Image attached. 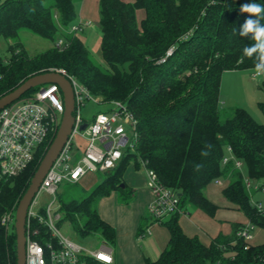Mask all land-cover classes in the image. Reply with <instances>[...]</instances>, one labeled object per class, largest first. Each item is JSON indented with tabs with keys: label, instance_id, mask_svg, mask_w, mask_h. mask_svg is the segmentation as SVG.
I'll return each instance as SVG.
<instances>
[{
	"label": "trees",
	"instance_id": "obj_1",
	"mask_svg": "<svg viewBox=\"0 0 264 264\" xmlns=\"http://www.w3.org/2000/svg\"><path fill=\"white\" fill-rule=\"evenodd\" d=\"M74 2L0 0V39L7 42V54H0V97L34 75L61 69L98 103L120 101L136 120L135 150L126 151L113 169L104 172V179L87 197L60 204L65 216L57 225L69 218L81 235L99 232L105 243L114 246L115 229L93 203L126 190L125 174L131 166L138 167L139 158L162 185L179 195L182 210L189 206L215 216L219 207L205 190L212 182L227 180L223 196L253 228H264V215L252 205L241 167L235 165L240 161L250 180H264V122H256L242 107L224 120L219 114L222 74L256 71L255 58L243 52L255 41L251 34L240 35V26L250 16L240 8L250 0H99L100 51L107 67L92 57L77 35L85 21L71 29ZM137 10L143 11L139 20ZM20 31L53 45L29 54ZM60 39L63 44L58 48L54 44ZM258 107L264 115V101ZM50 143L38 148L22 173L0 179V216L17 207ZM228 147L232 159L223 163ZM179 216L171 214L159 223L168 229V242L156 259L144 264H264V242L252 245L238 235L245 225L234 223L232 234L219 233L204 243L183 231ZM32 226L40 231L36 238L43 244L48 239L43 224L35 219ZM16 259L15 231L0 224V264H16ZM86 261L106 264L92 257Z\"/></svg>",
	"mask_w": 264,
	"mask_h": 264
},
{
	"label": "built area",
	"instance_id": "obj_2",
	"mask_svg": "<svg viewBox=\"0 0 264 264\" xmlns=\"http://www.w3.org/2000/svg\"><path fill=\"white\" fill-rule=\"evenodd\" d=\"M84 25L90 26L91 23L85 21ZM71 29L76 30L77 26ZM62 44L63 41L60 39L54 45L60 48ZM54 71L62 73L73 87L74 120L67 141L44 175L27 210L25 264H87L88 257L110 264L112 257L105 244L95 251L86 249L60 234L57 222L62 217L57 212L52 216L50 205L39 212L32 211L31 207L40 191L55 196L62 182L75 183L89 172L104 173L113 169L126 151L135 150L136 120L126 105L120 101L105 104L106 108L103 111L87 120L82 114V109L87 101L98 103L97 99L93 98L88 89L76 78L67 75L61 69ZM252 76L258 77L255 73ZM63 111L61 90L58 85L51 83L38 86L33 93L21 96L0 109V179L17 176L29 166L38 148L49 139L51 133H54V136L57 132ZM84 123L86 127L81 129ZM128 128L130 134L127 132ZM78 137L86 141V146L82 155L74 160L76 150L79 149L78 144L75 145ZM227 152L223 163L232 159L230 147L227 148ZM142 165L144 166L143 163ZM235 165L241 167V162L235 160ZM145 175L146 186L151 191L147 211L152 222L161 223L171 214L185 213L180 208L179 195L162 185L152 169L145 168ZM244 181L250 192L252 205L264 215V180L252 181L245 178ZM253 193H259L262 197L254 199ZM15 211L16 208H13L0 216V224L8 232L14 230ZM35 219L43 224L48 233V239L43 244L36 238L40 231L32 226ZM252 228L253 226L247 223L238 235L248 240L251 238ZM143 235L144 233L141 234Z\"/></svg>",
	"mask_w": 264,
	"mask_h": 264
},
{
	"label": "rangeland",
	"instance_id": "obj_3",
	"mask_svg": "<svg viewBox=\"0 0 264 264\" xmlns=\"http://www.w3.org/2000/svg\"><path fill=\"white\" fill-rule=\"evenodd\" d=\"M82 2L83 0H75L74 2L76 17L71 23L72 27L80 21L78 10L81 8ZM142 16L143 11L137 10V18L140 19L142 18ZM83 18L90 20L91 25L85 26L81 31L77 32V35L82 39L84 45L87 47L92 57L101 66L107 67L100 51L101 33L98 25L99 8L95 6L94 15H89L87 17L84 16ZM19 39L21 40L24 48L29 54H36L53 45L50 40L41 38L27 31H20ZM6 47L7 42L3 39H0L1 55L7 54ZM252 75V71L248 70L227 71L222 74L219 97V114L221 120H224L225 118L231 116L234 108L242 107L252 116V118L256 122H264V115L258 107V102L264 101V88L262 87L264 76L254 78ZM88 107L91 108L92 114L90 116ZM104 108H106L105 104L87 101L82 109V114L86 117L87 120H90V118H92V115L103 111ZM127 132L128 134H130L129 128ZM53 134L54 133H51L49 139L42 146L47 145L48 142L53 140L55 136H53ZM75 142V145L78 144L79 149L76 150L74 160L78 159L82 155V152L86 146V141L82 138L78 137ZM133 164L134 161L131 160V165ZM137 165L138 167L134 169L135 172L145 174V168L140 162L139 158L137 159ZM241 172L244 178L249 179L243 165L241 166ZM104 177L105 174L103 172H89L84 177H81L80 180L76 183L62 182L59 185L58 191L55 196L46 191H40L36 195L31 209L34 212H39L40 209H44L48 205H50L51 215L54 216V214L57 212L63 218L65 216V212L59 209L60 204L67 203L71 200L79 201L87 197L91 193L93 188L104 179ZM128 194V189H121L114 192L117 202L123 205L129 204V213H132L130 210V207L132 206L131 197L128 196ZM258 194L259 193H254L253 198L258 199ZM223 200L225 201L226 198L224 197ZM100 201L101 198H97L93 203V207L97 211L99 210L100 205L103 206L104 202H107V199H103L102 204H100ZM148 215V211L147 209H145V214L143 216L148 217ZM81 223L82 222H80L79 224ZM58 230L62 236L69 237L74 242L89 250L95 251L99 249L101 245H107L99 232L90 233L86 236L81 235L69 218L64 219L61 223L58 224ZM250 235L251 238L248 239V242L250 244L257 245L264 242V228H252L250 230ZM156 258L157 257H155V259Z\"/></svg>",
	"mask_w": 264,
	"mask_h": 264
},
{
	"label": "crops",
	"instance_id": "obj_4",
	"mask_svg": "<svg viewBox=\"0 0 264 264\" xmlns=\"http://www.w3.org/2000/svg\"><path fill=\"white\" fill-rule=\"evenodd\" d=\"M124 1L132 2L134 0ZM98 3L99 0H83L81 8L78 10L80 21H90L83 17L94 15L95 6L98 7ZM88 108L90 116L91 108ZM135 168L131 166L124 177L129 190L128 196L131 197L130 210L132 213H129V204L123 205L117 202L115 191L108 196L101 197L100 204L103 199H107V202H104L103 206L99 204L97 211L115 229L114 246L105 245L112 257V264H144L146 259L153 260L158 257L169 239L168 229L163 224L151 222L149 215L148 217L143 216L151 200V191L146 186V175L135 172ZM220 181V183H210L205 190L206 196L219 207L215 216L211 217L200 209H193L189 206L184 207L185 213L179 216V223L183 231L187 235L198 236L204 243H209L219 233L232 234L234 223L242 225L249 223L242 211L227 199L223 200L222 189L228 184V181ZM258 197L261 198L262 195L258 194ZM142 233H144L143 236H141Z\"/></svg>",
	"mask_w": 264,
	"mask_h": 264
},
{
	"label": "water",
	"instance_id": "obj_5",
	"mask_svg": "<svg viewBox=\"0 0 264 264\" xmlns=\"http://www.w3.org/2000/svg\"><path fill=\"white\" fill-rule=\"evenodd\" d=\"M56 84L61 90L64 102V111L57 132L41 159L30 184L19 200L15 211L14 230L16 235V264H25V242H26V219L29 205L37 192L41 181L52 163L58 156L65 142L67 141L73 126L74 93L70 81L60 72L52 71L34 75L25 80L16 89L0 97V109L20 98L24 93L34 87L44 84ZM86 123L81 125V129ZM120 187H124L120 184Z\"/></svg>",
	"mask_w": 264,
	"mask_h": 264
},
{
	"label": "clouds",
	"instance_id": "obj_6",
	"mask_svg": "<svg viewBox=\"0 0 264 264\" xmlns=\"http://www.w3.org/2000/svg\"><path fill=\"white\" fill-rule=\"evenodd\" d=\"M240 11L250 14L249 18L240 26V35L248 36L255 43L246 46L243 49L244 55L255 58V75L264 76V3L258 0H250V2L241 5Z\"/></svg>",
	"mask_w": 264,
	"mask_h": 264
}]
</instances>
